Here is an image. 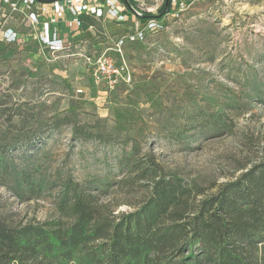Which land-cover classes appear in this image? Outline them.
I'll list each match as a JSON object with an SVG mask.
<instances>
[{
  "label": "rangeland",
  "instance_id": "374dc122",
  "mask_svg": "<svg viewBox=\"0 0 264 264\" xmlns=\"http://www.w3.org/2000/svg\"><path fill=\"white\" fill-rule=\"evenodd\" d=\"M15 4L0 0V150L18 165L109 184L119 213L143 197L116 187L125 175L118 160L134 143L138 157L154 155L167 174L206 192L264 160V0H193L159 13L162 28L141 40L131 38L132 19H86L84 30L69 16L56 26L60 51L43 42V19L31 15L37 7ZM102 54L126 64L129 84L111 91L94 84L86 58ZM65 115L102 137L84 140L72 126L56 128L52 118ZM218 117L223 130L213 128ZM56 196L21 201L0 185V218H59Z\"/></svg>",
  "mask_w": 264,
  "mask_h": 264
},
{
  "label": "trees",
  "instance_id": "16d2710c",
  "mask_svg": "<svg viewBox=\"0 0 264 264\" xmlns=\"http://www.w3.org/2000/svg\"><path fill=\"white\" fill-rule=\"evenodd\" d=\"M86 19L91 20L83 17L84 30L91 25ZM52 121L56 128L72 126L75 138L102 137L78 128L69 115ZM225 127L222 118L213 121L214 129ZM139 152L134 143L118 160L125 175L116 187L143 197L127 202L132 211L116 213L109 184L49 177L0 150V185L21 201L56 191L59 214L18 224L0 218V264H264V160L206 192L167 174L154 155L138 157Z\"/></svg>",
  "mask_w": 264,
  "mask_h": 264
},
{
  "label": "built area",
  "instance_id": "2783aa9c",
  "mask_svg": "<svg viewBox=\"0 0 264 264\" xmlns=\"http://www.w3.org/2000/svg\"><path fill=\"white\" fill-rule=\"evenodd\" d=\"M5 4L15 6V0H1ZM28 7H37L31 15L37 23L42 22V40L53 51H60L64 47V40L56 31L57 24L66 20L69 16L72 24L81 27L83 17L88 19H108L117 24H123L129 20L134 22L132 40H141L147 33L160 31L162 26L158 25L157 17L165 0H133L136 9L142 14L153 17L142 21L129 12L121 0H62L51 4L39 3L37 0H25ZM193 0H170L172 10L184 7ZM132 16V17H131ZM144 23V24H142ZM10 37V36H9ZM119 49L120 45H119ZM86 69L94 84L101 90L111 91L120 84H129L132 80L130 71L126 64L117 65L116 62L106 54L97 58H86Z\"/></svg>",
  "mask_w": 264,
  "mask_h": 264
},
{
  "label": "water",
  "instance_id": "95a60500",
  "mask_svg": "<svg viewBox=\"0 0 264 264\" xmlns=\"http://www.w3.org/2000/svg\"><path fill=\"white\" fill-rule=\"evenodd\" d=\"M39 3L43 4H51L57 1H62V0H37ZM127 9L129 10L130 13L133 15L137 16L140 19H150L152 16L148 14H142L140 13L131 3L130 0H122ZM170 10V0H165L164 2V10L160 15H166L169 13ZM160 15L158 17H160Z\"/></svg>",
  "mask_w": 264,
  "mask_h": 264
},
{
  "label": "crops",
  "instance_id": "0c3cea01",
  "mask_svg": "<svg viewBox=\"0 0 264 264\" xmlns=\"http://www.w3.org/2000/svg\"><path fill=\"white\" fill-rule=\"evenodd\" d=\"M67 20V19H66ZM63 21V20H62ZM65 21V20H64ZM72 22V21H71ZM71 25H72V23H71Z\"/></svg>",
  "mask_w": 264,
  "mask_h": 264
}]
</instances>
